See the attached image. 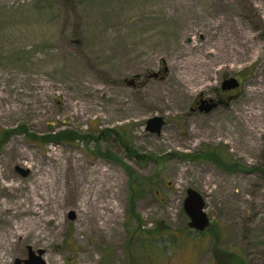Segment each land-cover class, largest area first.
Listing matches in <instances>:
<instances>
[{
    "label": "rangeland",
    "instance_id": "1",
    "mask_svg": "<svg viewBox=\"0 0 264 264\" xmlns=\"http://www.w3.org/2000/svg\"><path fill=\"white\" fill-rule=\"evenodd\" d=\"M200 96L226 103L192 109ZM157 115L156 135L145 123ZM65 129L81 136L33 137ZM52 153L108 170L115 227L87 235L62 205L54 238L20 240L8 264H77L90 249V264H264V0H0V193L8 179L26 191ZM187 188L204 197L203 232Z\"/></svg>",
    "mask_w": 264,
    "mask_h": 264
},
{
    "label": "bare ground",
    "instance_id": "2",
    "mask_svg": "<svg viewBox=\"0 0 264 264\" xmlns=\"http://www.w3.org/2000/svg\"><path fill=\"white\" fill-rule=\"evenodd\" d=\"M183 76L186 80L195 78L185 73ZM258 113L252 112L251 116L259 117L261 114ZM64 159L62 162L57 154L49 155L47 169L44 172L37 169L36 179L22 193L17 192L20 187L15 181L8 179L4 182L7 192L0 193V264H8L9 253L16 250L17 242L22 239L29 238L31 244L41 242L47 245L59 232L62 221L52 215L62 205L77 207L80 213L77 228L84 229L87 235L100 238L114 229L117 206L113 205L112 199L116 192L108 170L86 167L85 163H78L75 158L73 161L68 156ZM81 183L84 184L82 190ZM43 221L51 223L50 227ZM92 254L91 249L85 252L77 264H90ZM50 257H47L48 261Z\"/></svg>",
    "mask_w": 264,
    "mask_h": 264
},
{
    "label": "water",
    "instance_id": "3",
    "mask_svg": "<svg viewBox=\"0 0 264 264\" xmlns=\"http://www.w3.org/2000/svg\"><path fill=\"white\" fill-rule=\"evenodd\" d=\"M157 73L153 74L155 77ZM239 82L235 77L226 79L223 81L221 89H234V87L238 86ZM205 101H201L199 109L204 110V112H208L212 110L213 107H215L218 102H214L213 100L207 101L206 105H203ZM164 124V120L162 116H154L151 118H148L146 120L145 126L146 129L149 130L151 133H155L156 135L160 133L162 127ZM19 169V168H18ZM21 171V169H20ZM22 175H25L27 173V170L21 171ZM183 209L185 213H187L189 217L188 224L189 226L197 230L199 232L205 231L209 225H210V219L208 216V213L204 211L205 209V201L204 197L195 189L187 188L186 189V196L183 199ZM72 212L70 215L72 216ZM31 253V252H30ZM30 255H33L31 253ZM20 262H23L24 264H43V261L35 262L32 260V258L28 259H16L15 263L20 264Z\"/></svg>",
    "mask_w": 264,
    "mask_h": 264
},
{
    "label": "trees",
    "instance_id": "4",
    "mask_svg": "<svg viewBox=\"0 0 264 264\" xmlns=\"http://www.w3.org/2000/svg\"><path fill=\"white\" fill-rule=\"evenodd\" d=\"M116 131H115V133L117 134L116 136H117V138H119V140L123 146V149H126L129 153V155H131L134 159L142 160V159H145L146 157L150 158L149 154H147V156H145L144 154L138 153L137 150L133 149L131 144L129 143V141L126 140L125 136H123V131H119V130H116ZM5 134H6V136H8L7 131H5ZM1 136H5V135L1 134ZM80 136L81 135L78 136V133L75 132L74 130H71V129H65L62 131L51 132V133H48V134L42 135V136H37V135L34 136L33 135L34 138H37V139H40L43 141H46V139H47L49 141H56V142L59 140L64 141L65 139H68V138H69V140L79 139ZM203 155L205 156V158L207 157L211 160H215V162L219 166L225 167L227 165L225 163L226 161H224L225 157H222L218 151H215V150L214 151H212V150L204 151ZM147 158H146V160H147ZM116 160L120 161L124 170L128 171L130 178H132V180H133L136 177V175H135L134 171L131 170L130 166L126 162H124V160L120 159L119 157H117ZM130 202L133 203L132 201H130Z\"/></svg>",
    "mask_w": 264,
    "mask_h": 264
},
{
    "label": "flooded vegetation",
    "instance_id": "5",
    "mask_svg": "<svg viewBox=\"0 0 264 264\" xmlns=\"http://www.w3.org/2000/svg\"><path fill=\"white\" fill-rule=\"evenodd\" d=\"M162 74V73H161ZM159 75V74H158ZM201 95V94H200ZM224 97H226V96H224ZM222 98V97H218V98H216V99H213L214 101H219V102H224V103H226V98ZM209 99L210 98H203V97H198L196 100H195V106H192L191 108L192 109H194V108H199V106H200V103H201V101H205L206 100V102H204V104L203 105H206L207 104V101H209ZM198 100V101H197ZM199 104V105H198Z\"/></svg>",
    "mask_w": 264,
    "mask_h": 264
}]
</instances>
